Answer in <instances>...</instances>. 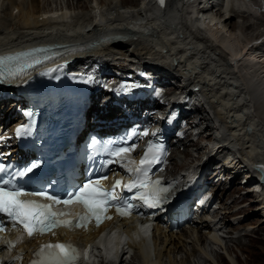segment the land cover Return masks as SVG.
<instances>
[{
	"label": "bare ground",
	"instance_id": "obj_1",
	"mask_svg": "<svg viewBox=\"0 0 264 264\" xmlns=\"http://www.w3.org/2000/svg\"><path fill=\"white\" fill-rule=\"evenodd\" d=\"M43 1L0 0V50L7 51L29 43L36 48L46 47L48 51L56 52V56L71 60L73 65L91 64L95 55L107 59L105 64L116 69L135 64L157 65L167 77L178 79L181 86L178 89L202 97L203 103H207L206 109L197 107L194 111L198 119L191 122V129L199 128V142L196 140L191 144L205 152L213 143L215 130L220 132L219 140L211 144L207 162L203 160L205 164L202 169L215 173L214 178L218 174H228L229 169H236L245 172L244 182L256 181V170L264 165V36L261 44L257 40L264 34V28L261 29L264 25L261 11L263 0H165L163 6L158 0H68L67 7L60 9L52 6L42 8ZM228 2L229 10L223 9ZM210 11L215 12L218 22L214 18L210 22L201 21V18L190 22L193 14L203 18ZM237 17L242 23L235 20ZM244 36L245 40L242 38ZM254 43L257 48H253ZM100 89L102 92L103 88ZM11 90L8 82L0 84V91ZM13 103L6 97L3 101L0 99V126H12L11 122L16 121ZM95 110L96 113L100 112L97 107ZM212 121L219 128L213 126ZM202 140L209 142L206 148L200 143ZM183 152L192 156L187 148ZM172 153L170 159L175 162L171 161L172 166L166 170L167 173L179 172L181 166L185 169L191 166V163L179 165L174 158L177 152L173 150ZM225 155L229 160L222 162L220 158ZM216 160L221 162L222 170L219 172L217 167L211 166ZM224 163L228 165L224 166ZM208 172L204 174L207 180L211 177ZM239 179L240 174L237 173L232 182ZM262 180L256 183L259 191L257 199H261L262 205L259 209L256 206L260 204L248 206L253 214H260L261 209L264 215V178ZM212 184L220 190L218 197L222 196L223 201V205L214 213L216 220L205 218L189 222L188 226L178 227L183 229L180 234L160 224L154 226L150 239L158 244L159 259L163 256L171 258V255L177 257L187 252V244L193 246L194 255L195 252H202L207 256L202 249L206 242H218L221 237L218 231L234 224L235 220H231L229 215L238 213L233 210L235 205L230 208L228 204L224 206L228 198L241 195H237V192L243 188L242 185L232 193L230 188L222 186L226 184L225 181ZM233 202L234 199L231 204ZM223 208L227 210L225 213H221ZM263 215H260L262 224L253 227V232L264 226ZM120 225L130 238L125 243L126 247L134 252L131 262L127 264H150V251L144 238L138 230L130 231L134 227L132 221L123 220ZM121 226H117V229ZM139 227L144 229L142 223ZM186 227L189 228L184 229ZM101 229L76 230L68 238L82 245L86 242L94 244L93 238ZM209 234L214 238H209ZM37 241L36 238L26 239L21 246L27 249ZM111 241L112 236L98 240L104 249L106 245L111 247ZM125 253V245L120 249L117 247L113 254L110 253V260L100 256L98 262L92 264H124ZM219 261L227 264L223 257Z\"/></svg>",
	"mask_w": 264,
	"mask_h": 264
},
{
	"label": "snow or ice",
	"instance_id": "obj_2",
	"mask_svg": "<svg viewBox=\"0 0 264 264\" xmlns=\"http://www.w3.org/2000/svg\"><path fill=\"white\" fill-rule=\"evenodd\" d=\"M159 3L163 6L165 0H159ZM29 55L31 53H20L16 58ZM4 59L0 57V63H3ZM8 59H12V57ZM124 90H128L126 86ZM30 134V125H21L15 131V136L18 138ZM138 135L156 137L158 133H149L145 130ZM92 146L99 147V151L106 155V158L101 162L102 170L110 169L113 164H117L128 173L133 174L134 178L127 184L117 180L112 190H108L102 183L108 179V176L102 175L96 179H88L75 190H65L63 194H52L47 190V186L37 190H28L25 185L18 182L20 178L33 174L40 167L38 162H31L14 171H9L8 165L0 163V174H7L0 176V233L6 232L10 225L11 229L20 230L22 233H26L29 238L36 235L43 236L47 233L55 236L54 230L62 227L87 229L93 221L99 227L104 219H112L107 215L111 207H115L121 216H130L135 210L132 201L139 200L143 206L149 208H162L169 201L171 186H163L160 179L154 180L149 174L151 166L160 163V157L165 151L162 144L157 145L150 141L135 168L130 167L134 161L129 159V156L135 151L137 145L131 142L129 136L118 141L108 140L103 146H100L99 141L93 139ZM2 157L3 154H0V158ZM260 167L261 170H264V165ZM121 186L134 194L130 197L119 196L116 189ZM25 197H34V199H25ZM73 204H80L85 209L84 212L77 213L75 219H64L63 217L69 216L71 213L56 210L58 206L68 207ZM2 239L3 237L0 236V240ZM6 245L8 249H12L15 247V242L6 241ZM87 252L88 249H79L71 242L47 243L41 245L34 253L31 264H84ZM22 258V256L13 257L10 264H15L16 260Z\"/></svg>",
	"mask_w": 264,
	"mask_h": 264
},
{
	"label": "rangeland",
	"instance_id": "obj_3",
	"mask_svg": "<svg viewBox=\"0 0 264 264\" xmlns=\"http://www.w3.org/2000/svg\"><path fill=\"white\" fill-rule=\"evenodd\" d=\"M69 1L71 2V0H69ZM68 3H69L68 0H44L43 3L41 4V7L42 8H44V7L50 8L52 6V8H54V9H56V8L60 9V8H65V6L67 7ZM74 3L76 4L77 2H74ZM13 12H15V10H13ZM199 18H201V21L205 20L206 22H210V20L212 18H214V21H216V22L219 21L215 15V12L210 11L203 18L200 16L197 18L196 14H193V17H191L190 22L191 23L195 22ZM235 20H237L239 23H242V20H240V18H238V17ZM263 28H264V25L261 27V29L263 30ZM258 30H260V29H258ZM262 30H260V31H262ZM242 38L244 40L246 39L245 36ZM116 62L117 61H115L114 63H116ZM256 72L258 73V71H256ZM212 125L215 126L213 124V121H212ZM198 142H199V139H198ZM200 143L205 148L209 144V142H206L203 140L200 141ZM185 144L186 145H184V147L189 148L192 156H187L183 152V150H181L182 148L179 149L178 150L179 152L176 155L177 158L174 156V158L178 160L179 165L183 164V163L184 164H187V163L190 164L191 163L190 165H192L193 163L195 164L196 162H199L200 159H198V158H201L204 154L206 155L205 158H207L208 154H210V152H211L210 151L211 145H209L208 149L205 152H201L198 150V148L195 145H187V140H186ZM197 144H199V143H197ZM206 160H208V158ZM171 161H172V163L175 162V160H173V159H171ZM213 164H215V163H213ZM179 165H178V167H179ZM181 168H182V166H181ZM181 168H179V169H181ZM240 181H241V177L238 180V182H234L235 187H233L232 189L230 188V190H232L231 191L232 193H235L236 189L237 190L239 189L238 187L241 186ZM240 189H242V188H240ZM226 194H227V192H226ZM237 195H239L238 192H237ZM240 196H233L232 198L236 201L238 198H240ZM227 197H228V194H227ZM244 201H247V199L244 198ZM250 201L252 202L254 200L249 199V202ZM251 202L249 203L250 205L249 204H247V206L245 205L246 207L243 205L241 206V204L243 202L236 204L239 207H234L233 210H234V212H235V210H236V212L238 211V213H234L236 215H232V214L229 215L231 220H235L234 224L229 225V226H227V228H223V230L218 231L219 235H221V237L219 236L220 238L218 239V242L212 243V242H210V240H208L207 241L208 243L206 242L205 248L204 247L202 248L203 251L205 250V252L207 253V256L204 255L202 252H197V253L195 252V255H194L193 246H191L190 244H187V249H186V251L188 250L187 252H183L179 255L177 254L178 255L177 257L171 255L172 259L168 258L167 256H163V258L159 259L158 254H157L158 244H156V241L153 242V240L150 239L148 242H145V243H147V246L149 247V251H150V256H151V259H149L150 264H152V262H154V264H221L219 261L220 257H223L225 259V261L227 262V264H264V226L261 229H259L257 231L255 230L253 232V227H258L259 224H262L261 223V217L262 216H260V214H253V212L250 211L251 208H249L248 206L252 205ZM227 206L228 205H227V201H226V206H224V207H227ZM233 206H234V204L229 205L228 208L233 207ZM252 207H254V206H252ZM240 209H243V211ZM252 210L254 211L255 208H253ZM225 211H227V210H225L223 208L221 210V213H225ZM239 213H240V215H238ZM185 226H188V224H185V225L180 226V227H185ZM187 228H189V227H186L184 229H187ZM182 230L183 229L175 228L173 232L176 234H180L182 232ZM230 231H232V233H230ZM119 233H120V230L115 228L114 234L119 235ZM246 234H249V235H246ZM208 236L211 239L214 238L213 235L209 234ZM230 237H233V239L231 240ZM124 239L126 241L130 240L129 236H127L126 234L124 236ZM126 246L127 245L125 244L126 253L124 254V256L125 255L126 256L125 257L123 256V258L125 260L124 264L131 262L132 257L134 256L133 249L128 248ZM155 248H156V250H155ZM94 252L97 253L98 252L97 249H94ZM93 258L97 262L100 259L96 255H94Z\"/></svg>",
	"mask_w": 264,
	"mask_h": 264
}]
</instances>
